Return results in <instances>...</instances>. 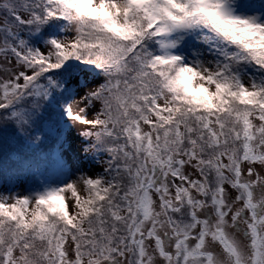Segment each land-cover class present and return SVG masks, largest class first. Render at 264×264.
<instances>
[{
	"label": "snow or ice",
	"instance_id": "snow-or-ice-1",
	"mask_svg": "<svg viewBox=\"0 0 264 264\" xmlns=\"http://www.w3.org/2000/svg\"><path fill=\"white\" fill-rule=\"evenodd\" d=\"M0 184V264H264V0H0Z\"/></svg>",
	"mask_w": 264,
	"mask_h": 264
},
{
	"label": "rangeland",
	"instance_id": "rangeland-1",
	"mask_svg": "<svg viewBox=\"0 0 264 264\" xmlns=\"http://www.w3.org/2000/svg\"><path fill=\"white\" fill-rule=\"evenodd\" d=\"M92 77H90L91 79ZM68 144H71L74 148H79L80 142L79 140H69ZM65 147L67 148L68 145L66 144ZM68 157L73 162L72 172L76 173L77 169L87 171L93 175L100 171V166L94 164L92 161L87 159H81L80 156L75 151H68ZM11 188L9 185H1L0 191H3L5 188ZM18 191L23 192V188L17 189ZM77 191L81 197L85 196V192L82 189V186H77ZM65 198L67 199V210L69 213H74L75 209L73 207L74 198L71 197L70 192L65 193Z\"/></svg>",
	"mask_w": 264,
	"mask_h": 264
},
{
	"label": "trees",
	"instance_id": "trees-1",
	"mask_svg": "<svg viewBox=\"0 0 264 264\" xmlns=\"http://www.w3.org/2000/svg\"><path fill=\"white\" fill-rule=\"evenodd\" d=\"M86 70H87V69H86ZM90 77H91V75H90ZM1 185H5V184H0V186H1ZM9 187H11V185H9ZM85 195H86V193H85ZM58 202H60V201H58Z\"/></svg>",
	"mask_w": 264,
	"mask_h": 264
}]
</instances>
